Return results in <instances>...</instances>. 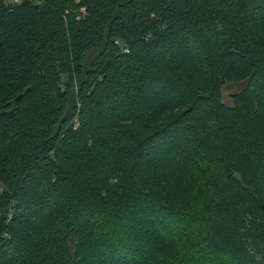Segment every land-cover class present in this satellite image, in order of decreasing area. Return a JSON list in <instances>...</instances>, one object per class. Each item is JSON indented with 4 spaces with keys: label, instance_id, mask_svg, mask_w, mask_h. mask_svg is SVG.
I'll list each match as a JSON object with an SVG mask.
<instances>
[{
    "label": "trees",
    "instance_id": "obj_1",
    "mask_svg": "<svg viewBox=\"0 0 264 264\" xmlns=\"http://www.w3.org/2000/svg\"><path fill=\"white\" fill-rule=\"evenodd\" d=\"M0 264H264V0H0Z\"/></svg>",
    "mask_w": 264,
    "mask_h": 264
},
{
    "label": "rangeland",
    "instance_id": "obj_2",
    "mask_svg": "<svg viewBox=\"0 0 264 264\" xmlns=\"http://www.w3.org/2000/svg\"><path fill=\"white\" fill-rule=\"evenodd\" d=\"M7 1V0H6ZM244 83H234V82H229V83H223V85L220 88V95H221V100L229 105L230 104V99L229 95L239 91L241 88H243ZM76 82H72V90L74 91L76 89Z\"/></svg>",
    "mask_w": 264,
    "mask_h": 264
},
{
    "label": "built area",
    "instance_id": "obj_3",
    "mask_svg": "<svg viewBox=\"0 0 264 264\" xmlns=\"http://www.w3.org/2000/svg\"><path fill=\"white\" fill-rule=\"evenodd\" d=\"M12 1H16V0H12ZM77 127V121L75 120V118L74 119H72V121H71V128L72 129H75Z\"/></svg>",
    "mask_w": 264,
    "mask_h": 264
}]
</instances>
